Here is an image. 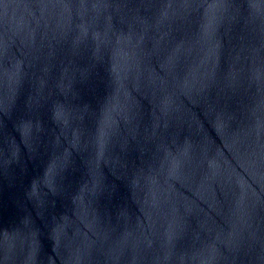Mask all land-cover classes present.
Listing matches in <instances>:
<instances>
[{"label": "water", "instance_id": "95a60500", "mask_svg": "<svg viewBox=\"0 0 264 264\" xmlns=\"http://www.w3.org/2000/svg\"><path fill=\"white\" fill-rule=\"evenodd\" d=\"M0 264H264V0H0Z\"/></svg>", "mask_w": 264, "mask_h": 264}]
</instances>
